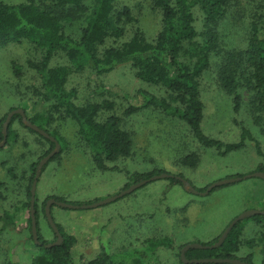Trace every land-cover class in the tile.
<instances>
[{"label":"rangeland","instance_id":"obj_1","mask_svg":"<svg viewBox=\"0 0 264 264\" xmlns=\"http://www.w3.org/2000/svg\"><path fill=\"white\" fill-rule=\"evenodd\" d=\"M0 1L19 4L26 0ZM91 2L85 0V4L90 5ZM116 6L117 11L128 8L136 19L134 23L126 25V35L121 42L128 41L137 29L149 41L156 39L163 16L151 0H117ZM252 12L251 2L240 0L229 18L221 23L226 44L232 43L236 48H243L247 44ZM74 20L67 25L66 30L68 34L78 36L85 23ZM198 24L201 26L200 16ZM43 53L42 49L27 41L0 47V121L14 111H23L25 117L45 112V104H42L36 93L41 87V79L38 72L29 66V63L40 62ZM66 62L58 54L51 61V66L65 65ZM16 66L19 75L16 74ZM217 73L215 60L201 80V98L205 105L201 124L203 133L224 144H236L241 141V127H245L254 138V141L247 140L243 149L227 155L205 148L185 125L158 111L151 109L132 117L126 116L124 111L127 102L119 97L100 95L102 90H99L90 70L72 75L67 89L74 92L77 105L101 103L107 99L115 103L114 111L105 112L101 117L105 119L114 114L121 118L123 128L133 136V155L108 164L112 169L101 170L79 137L78 126L73 120L57 119L52 123L51 130L56 132L61 141H56L60 146L59 153L42 167L35 197L41 214L37 227L43 241L48 245L58 242L46 212L47 204L54 200L53 197L70 205L78 203L74 206L95 205L127 190L126 185L133 182L136 174L159 170L162 174L186 180L187 189L182 183L169 180L173 178H164L99 207L67 209L53 205L50 208L54 224L76 239L72 249L75 263L84 264L95 259L102 247L116 257L118 251H147V239L170 238L172 247L157 249V259L159 257L161 264H177L175 255L179 247L210 243L242 214L264 212L262 177L246 178L217 187L206 196L193 193H204L199 190H207L211 185L226 179L244 178L258 173L255 172L257 168L264 165V159L257 154V147L264 153V122L257 124L255 120L256 115L249 104L250 93H242L244 102L236 115L233 99L219 83ZM101 82L105 90L119 88L128 95L143 89L157 96H166L161 89L141 83L136 78V70L130 65L118 67L104 76ZM22 123L23 120H15L12 125L14 136L0 148V183H4L2 195L5 196L0 203V213L3 210L14 214L19 226L18 229H3L0 223V264H7L8 261L32 264L42 253L32 239L30 229H27L31 212L24 203L33 165L36 167L46 158L40 157L49 150L50 145L37 132L23 127ZM191 154L199 157L195 167L182 163ZM9 168H14L15 179L8 174ZM44 207L45 214L42 211ZM242 224L245 241L252 242L264 235V218H259L258 222L246 220ZM261 249L262 243L254 241L252 249L246 247L237 256L242 258L253 253V261L258 264L262 260ZM125 259L131 262V258Z\"/></svg>","mask_w":264,"mask_h":264},{"label":"trees","instance_id":"obj_2","mask_svg":"<svg viewBox=\"0 0 264 264\" xmlns=\"http://www.w3.org/2000/svg\"><path fill=\"white\" fill-rule=\"evenodd\" d=\"M151 1L163 16L162 27L156 39L149 41L142 31L137 29L125 42L121 40L126 35V25L134 23L136 19L128 8L117 11V0H92L90 5L85 4V0H26L19 4L0 1V47L27 41L44 51L41 61L29 63V66L38 72L41 79V87L36 93L42 104H45L46 110L42 113L37 112L32 117L26 116V119L58 143L61 141L56 132L51 130L52 123L57 119L73 120L78 126L79 137L101 170L112 169L108 164L132 157L133 136L123 128L122 120L117 115L112 114L102 119L103 113L114 111L113 101L107 99L101 103L82 106L75 103L74 92L67 89V84L72 75L84 73L86 70H90L95 77L99 90H102L99 92L100 95L119 97L127 102L124 111L126 116L132 117L151 109L158 111L172 118L171 120L185 125L205 148L215 149L221 155H227L243 149L247 140L254 141V138L251 132L241 127V141L236 144H224L208 137L202 131L205 105L201 98V80L216 60L217 79L226 93L232 97L235 114H239L244 102L242 93L247 91L251 96L249 104L256 115L257 124L264 122V0H249L253 12L249 38L243 48H236L232 43L226 44L220 28L221 23L229 18L240 0ZM199 16L201 26L198 24ZM74 18L85 23L78 36L70 35L66 30L67 25L75 22ZM58 54L67 62L65 65L52 67L51 61ZM125 65H130L136 70V78L141 83L161 89L166 96H157L143 89L134 95L125 94L119 88L105 90L101 79ZM15 68L17 70V66ZM16 74L19 75L20 71L17 70ZM6 117L0 121V142L4 139L3 123ZM15 120L22 122L23 118L20 114L12 118L8 126L7 143L14 136L12 125ZM22 125L32 131L23 123ZM37 135L50 145L49 150L40 157L43 159L54 151L56 144ZM257 154L264 159L260 147H257ZM57 156L58 153L55 157ZM198 162L199 157L196 154H191L182 161L183 165L189 167H195ZM34 165L24 203L28 210L31 208V189L39 163L36 167ZM255 172L264 173V165L259 166ZM162 173L159 170L136 174L133 182L128 183L125 189ZM8 174L16 178L14 168H9ZM169 180L181 184L175 178ZM3 186L4 183L1 182L0 203L5 197L2 195ZM53 199L64 202L60 198ZM35 211L38 223L41 214L36 199ZM42 211L45 214V207ZM259 218L262 219L264 216L251 217L239 222L231 230L223 245L218 248L190 249L185 253L186 260L231 259L256 264L253 261V253L242 258L237 256L246 247L252 249L256 241L262 243V260L257 263L264 264V235L252 242L245 241L242 237V223L246 220L258 222ZM0 223L3 224V229L19 228L14 214L8 211L2 210ZM27 223V229L32 233L31 213ZM56 227L62 242L52 247H45L48 244L43 241L37 227L40 243L37 247L41 248L42 253L32 264H78L72 260V249L76 239L66 234L59 226ZM55 234L57 236L56 232ZM219 237L210 243L200 245L211 247L217 243ZM146 244L147 251H118L119 257H114L102 247L95 259L84 264H152L153 261H156L154 264H161L159 257L157 259V249L172 247L170 238L147 239ZM184 247L185 245L177 250L175 255L177 264H186L181 258ZM126 257L131 258V262H128ZM7 264L18 263L8 261Z\"/></svg>","mask_w":264,"mask_h":264},{"label":"water","instance_id":"obj_3","mask_svg":"<svg viewBox=\"0 0 264 264\" xmlns=\"http://www.w3.org/2000/svg\"><path fill=\"white\" fill-rule=\"evenodd\" d=\"M16 114H20L23 118V123L25 126H27L29 129L37 132L38 134H40L41 136H43L44 138L54 142L56 144V150L53 151L51 154H49L46 158H44L36 171V176L34 178L33 184H32V189H31V217H32V235H33V239L35 241V243L37 245H39V240H38V228H37V221H36V211H35V197H36V190H37V183H38V179L40 176V171L42 169V167L53 157L55 156L57 153H59V144L56 142V140L51 137L49 134H47L46 132L38 129L37 127L33 126L25 117V114L23 111H14L11 114H9V116L7 117L6 122L4 123V127H3V134H4V139L2 141V143H0V147L3 146L6 143L7 140V131H8V126L9 123L11 121V119L14 117V115ZM253 177H262L264 178V173H254L252 175H249L247 177L244 178H237V179H226L220 182H217L213 185H211L204 193H199L197 191H194L193 193L198 194V195H203L206 196L208 195L213 189L217 188V187H221L224 185H229V184H233V183H237L239 181H241L242 179H246V178H253ZM164 178H175L177 180H179L184 187L187 189L188 187V182L186 180H184L183 178L180 177H175V176H171L168 174H161V175H157L154 176L148 180H144L132 187H130L129 189L123 191L121 194H119L118 196L114 197V198H110L104 202L101 203H97L95 205H87V206H74V205H70L67 203H62V202H57L55 200H50L47 204L46 207V212H47V216H48V220L49 223L51 224V226L53 227L54 231L57 233L58 236V242H55L51 245H46L45 247H52L55 245H60V243L62 242V237L59 234L56 225L53 222V219L51 217V213H50V208L52 205H56L62 208H67V209H91V208H95V207H99L102 205H106L112 202H115L116 200L125 197L133 192H135L136 190L140 189L141 187L147 185L148 183L152 182V181H156L159 179H164ZM264 216V212H257V211H251V212H246L244 214H242L241 216H239L238 218H236L234 221L231 222V224L228 226V228L224 231V233L220 236L219 240L217 241V243L213 246H202L200 244H189L187 246H185L183 248V250L181 251V258L183 260L184 263L186 264H248L245 262H242L240 260H231V259H204V260H195V261H188L185 258V253L187 251H189L190 249H212V248H218L220 246L223 245V243L225 242L226 238L228 237L229 233L231 232V230L234 228V226H236L239 222L243 221L244 219L250 218V217H256V216Z\"/></svg>","mask_w":264,"mask_h":264}]
</instances>
